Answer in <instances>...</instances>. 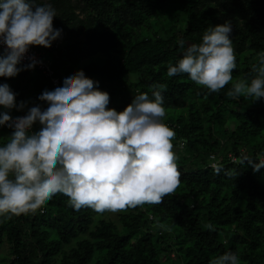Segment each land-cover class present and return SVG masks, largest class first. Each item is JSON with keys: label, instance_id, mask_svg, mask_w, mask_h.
<instances>
[{"label": "trees", "instance_id": "16d2710c", "mask_svg": "<svg viewBox=\"0 0 264 264\" xmlns=\"http://www.w3.org/2000/svg\"><path fill=\"white\" fill-rule=\"evenodd\" d=\"M38 2L56 9L52 23L64 43L30 46L45 52L60 80L83 69L108 91L107 107L117 111L137 91L151 98L154 85H165L163 120L176 134L180 183L160 204L117 211L116 218L86 206L74 210L60 192L35 212L0 216V264H209L225 251L236 253L240 264H264V166L253 171L247 161L233 163L241 153L254 161L264 156V98L226 96L232 81L209 92L187 73L167 75L182 53L180 39L185 47L199 43L208 26L228 20L233 81L250 80L251 65L264 51V0ZM4 82L17 102L27 101L11 116L45 106L38 94L55 87L41 71L25 67L14 77L0 76ZM39 127L34 122L33 130ZM12 131L0 126V144ZM210 156L224 165L219 173L209 167Z\"/></svg>", "mask_w": 264, "mask_h": 264}, {"label": "clouds", "instance_id": "9594fccd", "mask_svg": "<svg viewBox=\"0 0 264 264\" xmlns=\"http://www.w3.org/2000/svg\"><path fill=\"white\" fill-rule=\"evenodd\" d=\"M33 5L35 6L33 9ZM56 9L38 0H0V76L14 77L30 45L50 46L62 29L53 27ZM232 24L208 26L199 43L178 41L180 58L169 63V77L187 73L196 84L217 92L228 82L231 98H264V51L251 65L250 80L233 81L236 55L230 33ZM83 69L69 70L54 88H45L24 115L11 116L13 108L25 109L27 101L16 100L7 82L0 83V126L13 129L0 144V216L35 212L57 192L74 209L89 207L98 213L117 212L143 204H160L180 183L177 156L173 151L175 131L163 117L165 85L153 86L151 98L137 91L131 102L117 111L109 104V93ZM34 122L40 127L32 131ZM241 153L253 171L264 166V156ZM214 173L224 165L209 157ZM226 171V174H229ZM162 228L166 226H160ZM211 230L213 225L209 224ZM209 264H240L239 256L225 251Z\"/></svg>", "mask_w": 264, "mask_h": 264}, {"label": "built area", "instance_id": "2783aa9c", "mask_svg": "<svg viewBox=\"0 0 264 264\" xmlns=\"http://www.w3.org/2000/svg\"><path fill=\"white\" fill-rule=\"evenodd\" d=\"M63 43H64L63 37H58L51 42L50 47L53 49H59L63 45ZM5 47L6 46L2 42H0V56L5 54ZM44 56H45L44 51L39 50L34 46H29L28 50L23 55L20 62L23 65H27L34 60L35 61L34 65L29 69L31 71H35V70L41 71L45 76L50 78V80L55 86L60 81V78L55 73L52 61L48 58H44ZM20 115H24V114H20ZM32 131H34L33 125H32Z\"/></svg>", "mask_w": 264, "mask_h": 264}, {"label": "rangeland", "instance_id": "374dc122", "mask_svg": "<svg viewBox=\"0 0 264 264\" xmlns=\"http://www.w3.org/2000/svg\"><path fill=\"white\" fill-rule=\"evenodd\" d=\"M46 58V56H44ZM108 216L116 218L117 217V212H109Z\"/></svg>", "mask_w": 264, "mask_h": 264}, {"label": "water", "instance_id": "95a60500", "mask_svg": "<svg viewBox=\"0 0 264 264\" xmlns=\"http://www.w3.org/2000/svg\"><path fill=\"white\" fill-rule=\"evenodd\" d=\"M188 43H190V42H188Z\"/></svg>", "mask_w": 264, "mask_h": 264}]
</instances>
